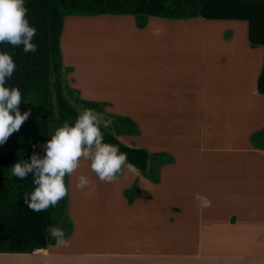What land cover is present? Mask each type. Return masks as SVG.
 <instances>
[{"label": "crops", "instance_id": "obj_1", "mask_svg": "<svg viewBox=\"0 0 264 264\" xmlns=\"http://www.w3.org/2000/svg\"><path fill=\"white\" fill-rule=\"evenodd\" d=\"M103 17L104 24L120 27L111 43L128 48L123 61L98 68L97 81L109 77L110 95H87L94 67L84 64L88 76L79 78L82 65L61 54L65 84L78 91L71 90L78 99L101 101L109 115L156 133L121 138L129 147L171 159L158 160L154 183L137 170L123 183L120 175L113 188L97 183L88 191L72 186L81 166L69 181L67 176L70 246L55 240L30 253H0V259L8 264H264V94L256 88L264 48L250 46L245 21L149 16L138 28L133 15ZM75 19L82 18H63L62 52L65 25ZM215 29L231 47L241 32L246 47L226 48L218 57L221 70L215 51L199 48L205 42L196 38L208 31L214 35ZM150 98L154 110L145 108ZM136 101L140 114L133 110ZM133 186L138 195L128 203L125 191ZM197 193L211 205L198 207Z\"/></svg>", "mask_w": 264, "mask_h": 264}, {"label": "trees", "instance_id": "obj_2", "mask_svg": "<svg viewBox=\"0 0 264 264\" xmlns=\"http://www.w3.org/2000/svg\"><path fill=\"white\" fill-rule=\"evenodd\" d=\"M24 3L28 9L26 18L37 29L33 39L37 51L25 53L22 46L0 44V52L11 54L16 64L5 86L20 90L21 114L31 110L20 130L0 144V253H30L54 244L55 239L47 229L59 227L58 212L62 215L64 210L66 215L67 196L46 211L31 210L25 203V196H30L36 187L32 175L23 180L12 175L15 163L30 161L34 152L43 157V146L51 137V124L55 131L66 122L74 125L80 114L64 94V91L72 93L63 78L59 42L65 16L133 15L138 28L145 26L149 16L245 21L250 46L264 48V0H24ZM256 88L258 93L264 94V60ZM77 102L85 109H94L110 118L115 133L131 135L136 132L130 119L106 114L103 104L78 98ZM101 131L105 143L118 146L120 152L127 154L129 163L142 175L147 173L150 155L146 150L126 146L108 130L102 128ZM157 156L154 155L156 160ZM65 184L67 186V176ZM137 195L136 186L125 191L128 203ZM66 220V234H69L71 224Z\"/></svg>", "mask_w": 264, "mask_h": 264}, {"label": "clouds", "instance_id": "obj_3", "mask_svg": "<svg viewBox=\"0 0 264 264\" xmlns=\"http://www.w3.org/2000/svg\"><path fill=\"white\" fill-rule=\"evenodd\" d=\"M27 12L24 0H0V44L22 46L25 53L37 51L38 46L33 43L37 29L30 25L26 18ZM15 69L12 55L0 52V144L19 131L31 113L29 110L21 114L19 110L22 102L20 90L5 86ZM112 124L113 121L103 113L84 109L74 125L66 122L55 131L43 146V157L34 152L30 161L17 162L12 166L13 176L21 180L29 174L33 177L36 187L30 196H25V203L31 210L46 211L67 196L69 190L65 177L75 173L83 161L91 162V170L104 183L116 181L125 171H137L135 165L128 162L127 154L120 152L118 146L104 142L101 129H108ZM90 184L87 176L80 175L76 187L83 190ZM194 199L198 207L211 205V201L199 193L195 194ZM47 231L56 240L57 246H70L63 229L52 226Z\"/></svg>", "mask_w": 264, "mask_h": 264}, {"label": "rangeland", "instance_id": "obj_4", "mask_svg": "<svg viewBox=\"0 0 264 264\" xmlns=\"http://www.w3.org/2000/svg\"><path fill=\"white\" fill-rule=\"evenodd\" d=\"M97 16H73V17H81L82 19H75V20L67 21V23L65 25L64 33H63L64 34L63 44H64V47L66 46V48H63V52H62V49L60 47L63 59H65V60H66V58L76 59V61L77 62L79 61V64L82 65V67H81L82 69L78 70L79 78H84V76H88L83 71V65L84 64L87 63V64L92 65L94 67L93 68L94 70H91L93 75L87 77L89 81L86 80L87 89H85V91H86V94L90 95V96L98 95L99 92H103V94H105V95H110V86H109L108 75L106 74L103 76L104 78L106 77V79H102V80L97 81L96 77L98 76V72L104 66L109 65L111 62L117 61L119 59H121L123 61L126 57H128V54L126 52V51H128V48H124L125 47L124 44L120 45V44L115 43V42L111 43L114 40V34H116L117 30L120 29V27L116 24H107V23L104 24L103 21L108 20V19L103 17V15H97ZM100 16H102V17H100ZM86 17H90V18H86ZM182 29L186 30L187 28H182ZM214 31H215L214 35H210V34H213V33H210V31H208L204 35L202 33H197L196 38L199 40L198 41L199 43L201 42V44L203 42H205V45L204 46H202L203 44L199 45V48H207V50L215 51V53H214L215 59L214 60H215V62H218V63L220 62L219 66H220V70H221V63L223 65V62L221 61V59L219 61L218 57L220 58V55L224 56V53H226V48H246V47H245V44L243 42V37H242L241 32L237 36L238 40L236 42V45H234V47H231V46H229L230 44L226 46L222 42V38L224 37V35H223L224 32H221V35H220L219 29H215ZM225 34L230 35L229 32H225ZM185 36H188V35L185 34ZM180 37H181V35H180ZM231 37H236V36H232V34H231ZM60 39H61V37H60ZM110 43L112 45H110ZM257 48H260V47H257ZM235 53H236V51L234 50V53H231V56ZM199 55H200V59H201L203 55L202 54H199ZM208 55L209 54H207V57H208ZM198 58H199V56H198ZM200 59H198L197 62H200ZM249 62L250 61H248V63ZM98 68H101V69H98ZM63 78H64V75H63ZM120 78L122 80H125L126 77H120ZM94 85H96L97 87H94ZM98 86H100V87H98ZM168 86H169V89L171 92V90L173 89L172 87H174V86H172V84L171 85L169 84ZM167 87H166V89H167ZM93 88L97 91V94H94ZM70 90H72V91L76 92V94H78V91L73 90V89H70ZM64 94L67 96L70 103L75 108H77L80 112L85 109L84 106H82L80 103L77 102L78 97L76 94H73V93L70 94L67 91H64ZM121 94L122 95L120 97V100H124V95L126 94V90H124V88L122 89ZM247 98H248L247 95L244 94V96L241 99L244 104L247 103ZM51 100H52V104L54 105L53 93H52V99ZM150 100H151V98L149 100H147V102L144 103L145 108L149 109V110H154L155 106L152 105L153 103L150 102ZM87 101H90V102L94 101L95 103L101 104V101H98V100H87ZM103 107H104V105L102 106V108ZM133 110L135 113H139V114L142 113L139 101H136L133 104ZM103 111H104V109H103ZM106 114H108V113H106ZM117 117H119V116H117ZM140 120L142 122L143 119L140 117ZM134 124L136 126V132L132 133L131 135L118 134L119 135L118 136L117 133H115V131L113 130L112 125L110 128H108L106 130L111 132L122 144H124L126 146H130L128 143L126 144L123 141V140H126V138H138V137H141L142 133H143V136L151 135L153 133V132L151 133L149 131L144 132V130L141 129L142 127H138V125H136L137 124L136 122ZM141 130H142V132L140 133ZM54 134H55V128H54V125L51 124L50 125V136H51L50 139L52 138V136ZM153 135L156 136V133L154 132ZM149 137H151V136H149ZM151 138L154 139L153 137H151ZM155 141L157 144L156 139H155ZM148 154L150 155V162H151L150 166L151 167H150L149 171H147V173L145 174V177L151 181L152 177L155 179L157 178V169L156 168H157L158 160H161V161H164L165 163H167L170 161L171 156L169 154H166V153L164 154L162 152H160V153H149L148 152ZM156 154L158 155L157 160L154 158V155H156ZM81 166H82L81 173H79L78 176L73 175L74 176V178H72L73 188L76 187L75 184L78 182V178L80 175L87 176L91 181V184L88 187L84 188V190H86V191L91 190V189H95V186L97 183H98V185L99 184L105 185L104 182L102 183L99 180V178L96 176V174H93V172H91V166L88 164L87 161H83ZM129 175H130V173L128 171H125L122 174V181L121 182L123 183V182H126L127 180H130ZM69 177L70 176H68V181H69ZM75 177L77 178V180L75 179ZM152 182L154 183V182H156V180L152 181ZM171 182L173 183V181H171ZM115 187H118V185H116ZM109 188H113V184L110 183ZM164 188H165V186H164ZM76 189H77V187H76ZM61 213H62V215H60V213L58 212V216H57V218L59 219V228L63 229L64 233L66 234L68 223H67V220L65 217L64 210ZM0 264H8V262H7V260H1L0 259Z\"/></svg>", "mask_w": 264, "mask_h": 264}]
</instances>
